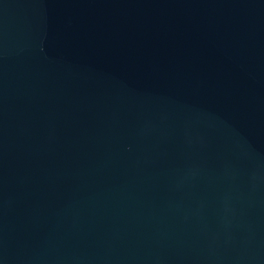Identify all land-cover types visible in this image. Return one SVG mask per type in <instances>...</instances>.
<instances>
[{
    "label": "water",
    "instance_id": "obj_1",
    "mask_svg": "<svg viewBox=\"0 0 264 264\" xmlns=\"http://www.w3.org/2000/svg\"><path fill=\"white\" fill-rule=\"evenodd\" d=\"M0 264H264V0H0Z\"/></svg>",
    "mask_w": 264,
    "mask_h": 264
}]
</instances>
